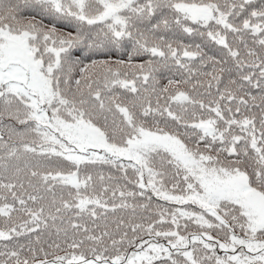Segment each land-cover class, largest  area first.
<instances>
[{
    "label": "snow or ice",
    "instance_id": "snow-or-ice-1",
    "mask_svg": "<svg viewBox=\"0 0 264 264\" xmlns=\"http://www.w3.org/2000/svg\"><path fill=\"white\" fill-rule=\"evenodd\" d=\"M0 264H264V0H0Z\"/></svg>",
    "mask_w": 264,
    "mask_h": 264
}]
</instances>
